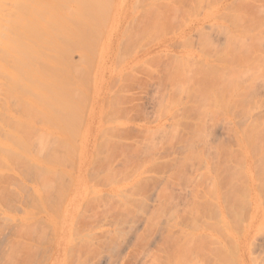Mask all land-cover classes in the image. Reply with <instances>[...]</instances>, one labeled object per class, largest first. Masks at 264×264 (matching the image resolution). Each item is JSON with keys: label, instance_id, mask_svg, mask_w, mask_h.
<instances>
[{"label": "rangeland", "instance_id": "374dc122", "mask_svg": "<svg viewBox=\"0 0 264 264\" xmlns=\"http://www.w3.org/2000/svg\"><path fill=\"white\" fill-rule=\"evenodd\" d=\"M9 3L0 0L2 28ZM105 7L108 24L104 14L93 58L87 53L84 65L77 50L69 53L82 77L64 103L70 114L51 134L37 120L30 137L28 165L43 174L26 183L29 256L43 264H264V0H114ZM6 60L0 53V81H9ZM206 63L220 70L200 80ZM241 64L237 80L222 81ZM171 68L178 79L167 77ZM9 176V186L0 184L13 192ZM1 196L5 231L20 213Z\"/></svg>", "mask_w": 264, "mask_h": 264}, {"label": "bare ground", "instance_id": "6f19581e", "mask_svg": "<svg viewBox=\"0 0 264 264\" xmlns=\"http://www.w3.org/2000/svg\"><path fill=\"white\" fill-rule=\"evenodd\" d=\"M241 1H245V0H241ZM11 3L12 4L9 3V5H12V7L10 6V8L6 10L7 12L5 11L7 19H3V21L5 20L7 21V23L6 24L4 23L3 25L4 28H2L1 26L2 24L0 23L1 24L0 31L4 29L2 30L3 32L2 31L0 32V34L3 33V36L2 37L0 36L1 38H3L2 40L0 39V44H1L0 53L3 55L5 60L7 59L6 60L7 63H5L6 65L3 67L7 68L6 73L8 78L6 75L5 76L7 79H9V81H0V129H1L0 151H3V153H5L3 154L2 152H0V172H3L4 170H7V172L12 171L15 176L14 177L11 176L10 178V176L7 175V173H5L4 171V173H2L3 175L0 173V179H2L1 182H3L6 185L9 181L7 180L8 178L6 177L9 176V179L11 180L14 179L13 181H10V185L11 184L16 185L17 189L13 192H11L12 190L10 191L9 189L7 191L5 190L6 186H4V184L2 183L3 185L2 184L0 185L3 186L4 189H2L3 187L1 188L0 186V191L1 192L6 191V193L4 194L0 192L1 193L0 195H2L1 200L3 199L5 200V201L3 200L5 206L12 207V211L19 212L20 215L17 216L15 221L16 223L12 225L13 227L10 226V228H8L5 231L3 228L0 229V256L1 254L3 255L1 256L0 259H3V257H5L6 259L4 258L3 261L6 260L7 262V263L5 262L6 264H31V262H34L35 264H43L44 260H34L31 259L32 256H29V253L26 250V246H24V244L26 245L28 243L24 240L23 228H22L26 226L25 223L28 219L24 206L29 202V197L31 195L28 191V188L26 187L27 186L26 183L27 181L36 180L40 174L41 176L43 174V170L40 169L41 167H39V169L37 170H34L33 168H30V165H28V162L32 160L29 151L30 137L35 131L34 129H36L35 125L37 120L41 119L43 121V126H42V128H44L43 134H48V133L51 134L53 132H57L60 130L61 120L70 114L69 112H67L69 109L65 108L64 103H67L69 100H71L74 97V95L78 93L76 91L78 89L76 88L75 85H78L77 87H80L78 81H82L81 80L82 77H79V75L77 74L78 72L76 73L74 67L72 66L74 62L70 61L72 62V64L69 62V58H68L70 57L69 53L71 51L77 50L81 54V55L79 54V56H83L84 58H87L88 56L87 53L90 54L91 52V54H94V52L97 49L96 47L98 46L96 45L98 44L97 41L98 40L100 41L99 38H101L103 34V30H101L103 27L98 28L101 25L99 24V22H101L100 20L102 19L104 14H105V18H106L105 22H106L109 13V10L107 11V9L110 7H107V9L105 10H103V8L105 7V5L111 6L114 3V0H111V3L110 0H11ZM103 11H105L106 13H104ZM0 15L3 16V14ZM239 18L238 16L236 17L238 21ZM241 19L243 20V18ZM241 19L239 23L241 26L243 24V27L245 28L246 27L245 21L244 20L242 21ZM103 23L104 20L102 24ZM107 24L105 25L107 26ZM261 25L264 24L262 23ZM245 30L247 29L245 28ZM243 31L244 30H242V32ZM242 32L240 31V33L238 34L239 35L241 34V36L243 35V37L247 36L245 35V33L246 34L248 33L247 31H244V34ZM239 38L241 43L240 46H244L242 45L243 44L241 40L242 38L241 37ZM240 49L242 52L239 54H241V56L246 55L250 60L251 54L243 51V49L245 48H240ZM248 51L250 53L254 52V51H250L249 49ZM238 52H240L239 49ZM235 53L236 51L233 52L232 54H234L233 57L236 58L238 64L243 63L240 62L241 60L240 61L238 60V58L241 59V57L238 56L237 53L236 54ZM254 55L252 59L258 60L257 57L258 55L257 54H256L257 56ZM191 58H192L191 60H194L193 57ZM187 59L190 60V55L189 58ZM221 59L222 57L221 58L219 57V60ZM261 60H263V58ZM80 61H81V57H80ZM86 62L88 63V58L87 61H85L84 65H86ZM81 63L83 64V62ZM181 63H183V61ZM195 63H197V60L195 61ZM249 63L245 66L248 67L246 69L253 70L254 66L250 68L248 66ZM188 64H190V62ZM206 64H207L206 67L207 71L204 72L202 71L205 69V67L202 68V70L199 69L203 73V74L201 73L202 75L200 76L201 77L200 80H204L205 77L206 79L208 78V76H205L206 72L211 75L209 78H212V76L214 75H212L213 73H211V70L213 72L215 71L216 74L220 70L218 66L216 67V64H214V66L213 64L212 65L209 64L210 66L208 65V63ZM252 64L250 66H252ZM241 65L239 66V68L237 67L240 70H237V72L234 74H237L238 71L239 72L243 71V69L241 68L244 67V65L242 66ZM211 66L213 67V69L211 68ZM220 67L222 68L223 66ZM171 69L172 70H169V72L171 71V74L168 72L170 76L167 77L168 78L170 77L171 80L172 79L174 80L175 77L177 78L179 74H177L176 76L175 71L177 70L173 68ZM173 70H175L174 71L175 74L173 73ZM235 70H236L235 68L234 70L232 69L233 72H235ZM232 71L230 70V72ZM254 71L256 72L255 74H257L255 68ZM84 73L86 72H83V75ZM172 74L175 75V77ZM216 74L214 79L216 80L218 79L217 81H221V77H219L220 75L218 74V78H216L217 77ZM238 74L234 76L230 74L229 76L231 77V79L228 76L229 79L227 78L222 81L225 80L235 81L239 77ZM185 75H182V77ZM203 75L205 77H203ZM221 76L223 75L221 74ZM188 78H186V80H188ZM214 79L213 81H216ZM74 81L78 83L75 84ZM85 83L87 85L86 88H89L88 86H90L89 85L90 83L88 82ZM85 83L83 82L82 84L84 85ZM82 88L83 90H85V85ZM258 125L259 124H255L253 126L254 128L251 127L250 130L258 131L257 128L260 127V125L259 126ZM262 125L261 126L263 128L261 129L263 130L264 124ZM162 126L160 128H162ZM256 126L258 127L256 128ZM147 131L149 130H146V132ZM2 135L4 139L3 137H1ZM57 138L59 137L57 136ZM41 139L42 136L40 135V140ZM63 140L64 137H61L60 141L63 142ZM4 175L7 176L5 177ZM29 189L31 190L33 188L29 186ZM9 192H11L10 195H8ZM3 195L4 196L6 195L8 197L5 196L6 198L5 199ZM61 196H65V195L61 193ZM243 200L244 199H242L241 202H243ZM51 201L54 202V200L52 199ZM148 205L146 203L147 207ZM214 206L216 207V205ZM230 206L231 205H229V207ZM231 208L229 209L231 210ZM239 209L241 210V208ZM136 213L139 214V212ZM5 219H7L6 214H4L3 211H1L0 222L4 221ZM1 225L2 223H0V227ZM20 243H23V245L20 246L21 248H19ZM4 245H7L8 247L7 252H5ZM15 245L17 246L15 247ZM227 252H228L227 250L223 252L224 254L226 253L224 258H222L223 260L227 259L228 256ZM221 256L223 257L222 253ZM225 264H227V261Z\"/></svg>", "mask_w": 264, "mask_h": 264}]
</instances>
